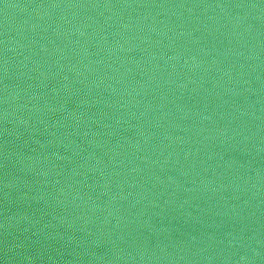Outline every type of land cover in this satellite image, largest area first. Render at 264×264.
Returning a JSON list of instances; mask_svg holds the SVG:
<instances>
[{
	"label": "water",
	"instance_id": "95a60500",
	"mask_svg": "<svg viewBox=\"0 0 264 264\" xmlns=\"http://www.w3.org/2000/svg\"><path fill=\"white\" fill-rule=\"evenodd\" d=\"M0 264H264V0H0Z\"/></svg>",
	"mask_w": 264,
	"mask_h": 264
}]
</instances>
